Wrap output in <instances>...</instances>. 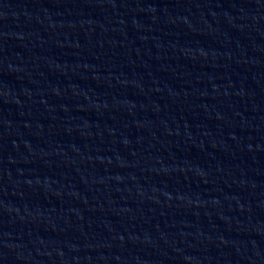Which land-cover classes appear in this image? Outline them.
<instances>
[{
	"label": "water",
	"instance_id": "obj_1",
	"mask_svg": "<svg viewBox=\"0 0 264 264\" xmlns=\"http://www.w3.org/2000/svg\"><path fill=\"white\" fill-rule=\"evenodd\" d=\"M0 264H264V0H0Z\"/></svg>",
	"mask_w": 264,
	"mask_h": 264
}]
</instances>
